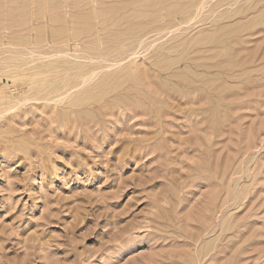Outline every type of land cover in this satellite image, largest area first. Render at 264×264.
Wrapping results in <instances>:
<instances>
[{
  "label": "rangeland",
  "instance_id": "374dc122",
  "mask_svg": "<svg viewBox=\"0 0 264 264\" xmlns=\"http://www.w3.org/2000/svg\"><path fill=\"white\" fill-rule=\"evenodd\" d=\"M0 264H264V0H1Z\"/></svg>",
  "mask_w": 264,
  "mask_h": 264
},
{
  "label": "bare ground",
  "instance_id": "6f19581e",
  "mask_svg": "<svg viewBox=\"0 0 264 264\" xmlns=\"http://www.w3.org/2000/svg\"><path fill=\"white\" fill-rule=\"evenodd\" d=\"M0 1H1V0H0ZM9 1H10V0H9ZM91 2H92V1H91ZM108 2H109V1H108ZM110 2H111V1H110ZM3 3H5V2H3ZM93 3H94V2H93ZM128 3H129V2H128ZM46 4H47V3H46ZM91 4H92V3H91ZM111 4H112V3H111ZM120 4H121V3H120ZM157 5H158V4H157ZM112 6H113V5H112ZM177 6H178V5H177ZM93 7H94V6H93ZM46 8H47V6H46ZM62 8H63V7H62ZM68 8H69V7H68ZM111 8H112V7H111ZM122 8H123V7H122ZM176 8H177V7H176ZM60 9H61V8H60ZM75 9H76V8H75ZM117 9H118V8H117ZM152 9H153V8H152ZM12 10H14V9H12ZM87 10H88V9H87ZM160 10H161V9H160ZM75 11H76V10H75ZM161 11H162V10H161ZM161 11H160V12H161ZM117 12H118V11H117ZM70 14L72 15V13H70ZM74 14H75V13H74ZM93 14H94V12H93ZM12 15H13V14H12ZM94 15H95V14H94ZM10 16H11V15H10ZM104 16H105V15H104ZM126 16H127V15H126ZM62 17H63V16H62ZM64 17H65V16H64ZM67 17H69V15H68ZM106 17H107V16H106ZM127 17H128V16H127ZM166 17H167V16H166ZM168 17H169V16H168ZM94 18H95V17H94ZM94 18H93V19H94ZM96 18H97V17H96ZM96 18H95V19H96ZM123 18H124V17H123ZM44 19H45V18H44ZM66 19H67V18H66ZM68 19H69V18H68ZM98 19H99V18H98ZM62 20H63V19H61V22H62ZM70 20H71V19H70ZM78 20H79V19H78ZM45 21H46V20H45ZM45 21H44V22H45ZM55 23H56V22H55ZM64 23H67V21L65 20ZM68 23H71V22L69 21ZM68 23H67V24H68ZM49 24H50V23H49ZM46 25H48V24H46ZM49 26H50V25H49ZM39 27H40V26H39ZM59 27H60V26H59ZM69 27H70V26H69ZM66 28H67V27H66ZM58 29H59V28H58ZM60 29H61V28H60ZM60 29H59V30H60ZM69 29H70V28H69ZM67 30H68V29H67ZM75 30H77V29H75ZM70 31H71V30H70ZM70 31H68V32H70ZM131 31H132V30H131ZM131 31H130V32H131ZM75 32H76V31H75ZM56 33H57V32H56ZM71 33H72V34H75V33H73V32H71ZM68 34L70 35V33H68ZM46 35H48L47 32H46ZM65 36H66V35H65ZM72 36H73V35H72ZM53 38H54V37H53ZM59 38H60V37H59ZM66 38H67V37H66ZM74 38H75V37H74ZM74 38H72V39H74ZM57 39H58V38H57ZM67 39H68V38H67ZM97 41H98V40H97ZM86 42H87V41H86ZM89 43H90V42H89ZM97 43H98V42H97ZM94 46H95V45H94ZM91 50H92V49H91ZM92 51H93V50H92ZM93 52H94V51H93ZM173 77H174V76H173ZM7 81H9V80L7 79L5 82H7ZM201 95H202V94H201ZM203 95H204V94H203ZM169 98H170V97H169ZM197 98H198V97H197ZM197 101H198V100H197ZM198 102H199V101H198ZM200 104H201V103H200ZM206 114H207V113H206Z\"/></svg>",
  "mask_w": 264,
  "mask_h": 264
}]
</instances>
